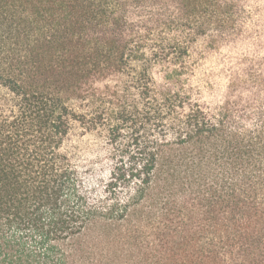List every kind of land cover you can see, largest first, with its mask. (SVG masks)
Listing matches in <instances>:
<instances>
[{
  "label": "trees",
  "instance_id": "obj_1",
  "mask_svg": "<svg viewBox=\"0 0 264 264\" xmlns=\"http://www.w3.org/2000/svg\"><path fill=\"white\" fill-rule=\"evenodd\" d=\"M0 264H264V0H0Z\"/></svg>",
  "mask_w": 264,
  "mask_h": 264
}]
</instances>
